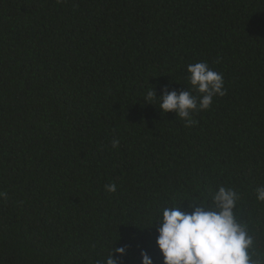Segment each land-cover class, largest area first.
Returning a JSON list of instances; mask_svg holds the SVG:
<instances>
[{
  "label": "trees",
  "instance_id": "1",
  "mask_svg": "<svg viewBox=\"0 0 264 264\" xmlns=\"http://www.w3.org/2000/svg\"><path fill=\"white\" fill-rule=\"evenodd\" d=\"M0 264H264V0H0Z\"/></svg>",
  "mask_w": 264,
  "mask_h": 264
}]
</instances>
